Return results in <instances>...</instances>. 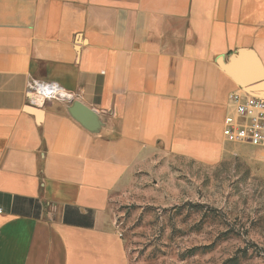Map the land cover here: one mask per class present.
Listing matches in <instances>:
<instances>
[{"label": "crops", "instance_id": "obj_1", "mask_svg": "<svg viewBox=\"0 0 264 264\" xmlns=\"http://www.w3.org/2000/svg\"><path fill=\"white\" fill-rule=\"evenodd\" d=\"M235 94L264 98V0H0V264H128L123 194L227 157Z\"/></svg>", "mask_w": 264, "mask_h": 264}, {"label": "rangeland", "instance_id": "obj_2", "mask_svg": "<svg viewBox=\"0 0 264 264\" xmlns=\"http://www.w3.org/2000/svg\"><path fill=\"white\" fill-rule=\"evenodd\" d=\"M157 157L116 207L128 264H264V147Z\"/></svg>", "mask_w": 264, "mask_h": 264}, {"label": "built area", "instance_id": "obj_3", "mask_svg": "<svg viewBox=\"0 0 264 264\" xmlns=\"http://www.w3.org/2000/svg\"><path fill=\"white\" fill-rule=\"evenodd\" d=\"M27 91L29 102L33 105H38L36 98L38 95L49 96L39 106H43L50 100L72 101V97L55 83L31 80ZM231 100L234 104V113L224 120L225 139L230 143L264 147V98L235 94ZM2 212L0 208V213Z\"/></svg>", "mask_w": 264, "mask_h": 264}, {"label": "water", "instance_id": "obj_4", "mask_svg": "<svg viewBox=\"0 0 264 264\" xmlns=\"http://www.w3.org/2000/svg\"><path fill=\"white\" fill-rule=\"evenodd\" d=\"M29 110H32L33 112H35L36 110L33 109L32 107H28Z\"/></svg>", "mask_w": 264, "mask_h": 264}, {"label": "bare ground", "instance_id": "obj_5", "mask_svg": "<svg viewBox=\"0 0 264 264\" xmlns=\"http://www.w3.org/2000/svg\"><path fill=\"white\" fill-rule=\"evenodd\" d=\"M32 95V94H31ZM42 97H45V98H48L49 96L48 95H40Z\"/></svg>", "mask_w": 264, "mask_h": 264}]
</instances>
